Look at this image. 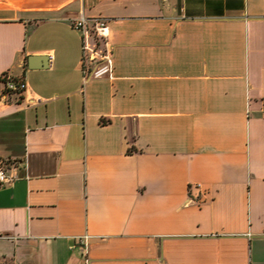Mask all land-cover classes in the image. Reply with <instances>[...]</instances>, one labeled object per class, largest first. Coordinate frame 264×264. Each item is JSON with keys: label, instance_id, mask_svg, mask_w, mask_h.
I'll return each instance as SVG.
<instances>
[{"label": "crops", "instance_id": "1", "mask_svg": "<svg viewBox=\"0 0 264 264\" xmlns=\"http://www.w3.org/2000/svg\"><path fill=\"white\" fill-rule=\"evenodd\" d=\"M5 75L0 262L264 264V0H0Z\"/></svg>", "mask_w": 264, "mask_h": 264}, {"label": "built area", "instance_id": "2", "mask_svg": "<svg viewBox=\"0 0 264 264\" xmlns=\"http://www.w3.org/2000/svg\"><path fill=\"white\" fill-rule=\"evenodd\" d=\"M80 35L83 45L81 69L84 80L92 78L113 77L114 54L108 47V20L103 17L87 18L81 16L71 22ZM7 89L10 91H28L26 80L8 77ZM6 97V95H5ZM45 102L41 96L34 95L27 99L28 105H40ZM13 178L7 172V163L0 161V188L11 182ZM0 264H3L0 262Z\"/></svg>", "mask_w": 264, "mask_h": 264}, {"label": "trees", "instance_id": "3", "mask_svg": "<svg viewBox=\"0 0 264 264\" xmlns=\"http://www.w3.org/2000/svg\"><path fill=\"white\" fill-rule=\"evenodd\" d=\"M8 75L3 76L2 78H0V97H10L13 95H17L20 96L23 94L22 91L20 90H16V91H10L7 89V79H8Z\"/></svg>", "mask_w": 264, "mask_h": 264}]
</instances>
